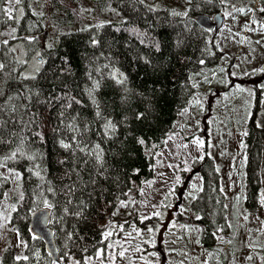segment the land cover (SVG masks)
I'll return each mask as SVG.
<instances>
[{
  "label": "trees",
  "instance_id": "trees-1",
  "mask_svg": "<svg viewBox=\"0 0 264 264\" xmlns=\"http://www.w3.org/2000/svg\"><path fill=\"white\" fill-rule=\"evenodd\" d=\"M184 1L188 12L173 14ZM235 1L243 19L264 17V11L252 9L254 2L264 9V0ZM48 2L51 12L44 15L33 10L34 0H20L12 11L0 0V39L11 30L10 38L0 41L5 65L0 70V205L8 204L11 225L25 241L22 257L8 247L0 264H56L29 233L30 216L39 208L51 210L60 264H93L98 255L105 261L119 205L154 178V155L173 134L178 115L216 72L229 78L234 59L220 49L217 35L195 22L196 15L222 13L225 0H167V9L157 10L140 0ZM48 26L54 43L41 51L34 78L25 79V64L12 44L23 42L34 52L38 38L50 33ZM253 119L254 114L251 124ZM251 124L243 142L246 167L235 200L236 232L243 205L249 215L261 209L264 119L258 130ZM191 166L199 179L188 204L192 217L176 219L197 227L202 245L220 241L222 250L209 249L212 264H231L242 242L231 235L220 174L207 145ZM156 220L134 218L142 228ZM246 251L247 264H264L263 242Z\"/></svg>",
  "mask_w": 264,
  "mask_h": 264
},
{
  "label": "rangeland",
  "instance_id": "rangeland-1",
  "mask_svg": "<svg viewBox=\"0 0 264 264\" xmlns=\"http://www.w3.org/2000/svg\"><path fill=\"white\" fill-rule=\"evenodd\" d=\"M140 1L153 10L167 9L168 5L167 0ZM169 1L173 3L174 0ZM225 2L222 12L224 22L217 36L220 49L234 57L229 78L222 70L216 72L210 83L204 86L203 93L198 94L191 106L178 115L173 134L164 148L154 155V178L140 189L137 197L130 192L128 199L119 205V224L110 228L115 238L107 250L106 259L102 262L98 255L97 262L93 264H212L213 252L209 249L220 248V241L204 246L199 240L197 227L181 224L176 219L179 214L192 217L188 204L199 185V179L193 173L191 164L193 160L202 159L206 145L220 174L231 235H237L242 242V252L230 263L247 264V246L254 248L258 242L264 243V165L257 198L261 209L255 216L249 215L243 205L239 215L243 220L236 227L239 232L233 231L236 221L235 200L242 192L246 167L244 135L248 131L254 104L253 93L250 94L246 86L247 75L264 63V40L261 38L264 17L259 18L254 14L253 18L243 19L240 16L241 5L235 0ZM18 3L16 0H6V7L9 11L16 7L18 10ZM182 6L187 8L185 1ZM32 7L40 14L48 15L51 12L48 0H34ZM184 8L180 11L175 9L172 13L185 15L188 8ZM252 9L260 11L261 2H254ZM48 27L50 32L52 27ZM10 36L11 30L7 29L0 41H6ZM53 43L50 32L38 38L34 52H29L23 42L12 44L17 60L25 64V77H34L38 73L41 51ZM249 84L255 85L254 79H250ZM261 101L263 105L256 116L257 125L261 123L262 117L264 119V91ZM10 213L8 204L3 201L0 205V260L8 247L14 249L17 258L22 257L25 249V241L18 237L11 225ZM134 218L140 221L156 218L157 224L142 228L134 222ZM243 223L246 226L241 233ZM224 248L227 253L231 250L230 247Z\"/></svg>",
  "mask_w": 264,
  "mask_h": 264
},
{
  "label": "water",
  "instance_id": "water-1",
  "mask_svg": "<svg viewBox=\"0 0 264 264\" xmlns=\"http://www.w3.org/2000/svg\"><path fill=\"white\" fill-rule=\"evenodd\" d=\"M223 21L224 16L221 12H216L212 16L199 14L195 17V22L198 27L213 32L215 35L221 29ZM50 223L51 210L48 208H39L32 212L30 216L29 233L43 243L44 249L51 260L56 264H60L54 232L50 228Z\"/></svg>",
  "mask_w": 264,
  "mask_h": 264
},
{
  "label": "flooded vegetation",
  "instance_id": "flooded-vegetation-1",
  "mask_svg": "<svg viewBox=\"0 0 264 264\" xmlns=\"http://www.w3.org/2000/svg\"><path fill=\"white\" fill-rule=\"evenodd\" d=\"M262 41L264 40V36H261ZM261 42V41H258ZM263 68H264V63L262 65H260L258 70L253 71L251 74L247 75V83L246 86L249 89L250 94L253 93V107L251 110V118L248 121V125L251 124V120L254 114V121L251 125H253L257 130L259 129V126L256 123V116L258 113V110L261 108V105H263L261 99H262V93L264 91V73H263ZM250 79H254L255 81V85H251L250 83Z\"/></svg>",
  "mask_w": 264,
  "mask_h": 264
},
{
  "label": "snow or ice",
  "instance_id": "snow-or-ice-1",
  "mask_svg": "<svg viewBox=\"0 0 264 264\" xmlns=\"http://www.w3.org/2000/svg\"><path fill=\"white\" fill-rule=\"evenodd\" d=\"M16 2L18 3L19 2V0H16ZM262 11H264V9H261ZM241 11H243V10H241ZM5 67V65L4 64H2V63H0V70H2L3 68ZM27 78H29V77H25V79H27ZM34 78V77H33ZM12 99V97H9V100H11ZM0 108H2V106H0ZM15 110V107L13 106V111ZM0 124H3V121H0ZM142 142V141H141ZM63 143V142H62ZM63 146L65 147V148H67V147H70V145H68V144H63ZM20 151V148H17V150H16V152H13L12 153V156L13 157H15L16 156V154H17V152H19ZM38 174V173H37ZM199 218V217H198ZM149 231H151V229H149ZM108 235H111V233H109ZM123 252H121L120 253V255L121 256H123ZM17 259H19V257L17 258ZM24 259H27V257H24Z\"/></svg>",
  "mask_w": 264,
  "mask_h": 264
}]
</instances>
